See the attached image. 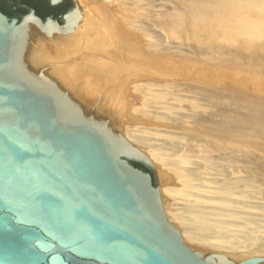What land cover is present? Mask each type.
I'll return each instance as SVG.
<instances>
[{
  "label": "bare ground",
  "instance_id": "obj_1",
  "mask_svg": "<svg viewBox=\"0 0 264 264\" xmlns=\"http://www.w3.org/2000/svg\"><path fill=\"white\" fill-rule=\"evenodd\" d=\"M74 1L79 16L69 33L28 22L25 61L30 69L56 84L84 115L108 126L95 114L129 122L121 127L125 137L143 149L159 172L169 175L170 184L158 186L164 213L187 245L202 253L218 249L227 255L250 246L255 230L264 229V198L257 194L254 172L238 155L221 154L204 144L185 150L176 129L197 117L212 121L225 110L230 115L237 102L235 89L225 84L215 92L209 77L203 85L181 75L167 79L164 68L156 64L154 70L148 57L155 55L159 64L166 55L187 63L199 58L210 69L216 62L243 61L237 41L256 42L264 36V0H115L111 7L101 0H80L86 10ZM262 44L255 48L264 61ZM102 98L106 107L116 105L115 115L104 106L86 113L78 103L93 107ZM211 99L221 101V111L206 106ZM239 104L246 107L235 109L237 117L263 128L264 139V98ZM173 197L182 199L186 210L177 209L184 208L183 202L175 208ZM246 256L233 260L263 255Z\"/></svg>",
  "mask_w": 264,
  "mask_h": 264
},
{
  "label": "water",
  "instance_id": "obj_2",
  "mask_svg": "<svg viewBox=\"0 0 264 264\" xmlns=\"http://www.w3.org/2000/svg\"><path fill=\"white\" fill-rule=\"evenodd\" d=\"M70 6L62 24L31 8L18 21L0 12V264L264 263L187 245L143 149L33 73L28 22L74 30L78 5L61 7Z\"/></svg>",
  "mask_w": 264,
  "mask_h": 264
},
{
  "label": "rangeland",
  "instance_id": "obj_3",
  "mask_svg": "<svg viewBox=\"0 0 264 264\" xmlns=\"http://www.w3.org/2000/svg\"><path fill=\"white\" fill-rule=\"evenodd\" d=\"M78 2L81 5V7L84 10H86L85 5L80 0H78ZM101 2L110 6V5H114L116 1L101 0ZM237 42H238L237 46H241L240 51L242 53L241 56L243 61L231 60V61H224L221 63L216 62L215 64H213L211 69L206 66V63L203 62L202 59L199 58H195L193 59L192 62L187 63L186 61H183L178 57H173L172 55H166L165 57L161 58L160 64L158 62L156 63L155 55L151 54L148 57V59L152 60L153 65L155 66L154 70H156L155 69L156 64L158 66L161 65L164 68L163 70L164 73L162 74L167 79H176L178 78L176 77L177 75H181L180 77L183 76V78L184 79L186 78L187 81L197 82L203 85L204 81L205 80L207 81L209 77L212 80V85L210 86V89H212L213 91L216 92L218 91L219 87L227 84V86L230 85L235 89L236 96H233V101H237L239 103L240 102L245 103V101L247 100V102L249 103L256 104L257 102L262 101V99L264 98V61L257 57L259 55V51H258L259 47L257 48L255 47L259 46V44H262V42H263L262 45H264V36L257 39L256 42H246L242 40H238ZM36 53L37 50H35V52H32V54H36ZM251 53H254V57L251 55ZM256 53H258V55ZM139 56L140 55L137 52L136 57L140 58ZM238 64L240 67H238ZM236 67L239 68L240 70L236 69ZM206 87L204 88V90H208ZM196 97L203 101V99L200 96L196 95ZM105 99L102 98L98 100L96 105H94L93 107H86L83 103L81 102L78 103L81 105L83 111L86 113L92 112L94 107L100 109L101 107L104 106L105 109L114 110L112 112L115 115L116 105L114 104L106 107L107 104H105ZM237 102L234 103L233 109L230 108L231 109L230 115H228V113L225 110V114L221 113L220 115V113L218 114L216 113L214 115L215 118L212 121H209V119H206V117L204 118L197 117L189 122H186L185 124H181L180 126H177L176 129H178L181 135L185 150L190 151L193 145L200 143V144H204L207 147H210L214 151L220 152L221 154L224 153L225 155H233V156L238 155L239 161L243 165H245V167H247L246 169L254 172L253 178L256 185L257 194L264 198V143H263L264 139L262 138L263 128H259L258 126L255 127L254 125H251V123H249L244 118L242 119L238 118L237 116L239 114L235 109L240 108L239 111H241L243 108L245 109L246 106L242 108V106ZM220 103L221 101L219 99H217L216 101L211 99L210 101H208L206 106H209V108L213 112H216L215 110L217 109H220L221 111L222 109L220 108ZM85 108H87L88 110ZM95 115L102 116L105 120L108 121L109 126L114 131L118 132L124 138H126L123 132L121 131V127L124 124L129 123L126 119L121 117L120 119L116 118V120H113L108 114L106 113L102 114V112H100V114H95ZM119 116L120 113L117 114V117ZM218 117L226 118L225 122H228L227 123L228 125L227 124L224 125V123L220 121ZM135 121L136 123L153 127V124L151 122L141 123L138 119H136ZM259 138H262V140L259 141ZM154 170H155L158 186L164 184H170L169 175L167 173L164 172L161 173L162 171L159 172V170L156 169L155 167ZM171 201L173 202L172 205L175 204V208H177V206L181 207V202H183L181 208L184 207L185 209L184 208L180 209L179 207L177 209L181 211L186 210L187 206L183 205L185 203L184 201H182V199H179L178 197H176L175 199L173 197ZM166 202L167 203L170 202L169 199H167ZM252 236H253L252 239L253 242L250 244V246H245L243 248H236L233 251L232 250L229 251L233 255L232 254L227 255L225 253H222L218 249L212 252L222 253L232 259H237L243 257L244 255L249 256L250 254L251 255L258 254L264 256V254H259L262 253L260 250L264 251V229L260 228L258 230H255Z\"/></svg>",
  "mask_w": 264,
  "mask_h": 264
},
{
  "label": "flooded vegetation",
  "instance_id": "obj_4",
  "mask_svg": "<svg viewBox=\"0 0 264 264\" xmlns=\"http://www.w3.org/2000/svg\"><path fill=\"white\" fill-rule=\"evenodd\" d=\"M63 2L64 0H0V12L7 17H15L18 21L21 15L27 14L28 8H31L38 17L42 19L50 17L62 24L63 15L74 5L73 3L72 6L64 9L61 7Z\"/></svg>",
  "mask_w": 264,
  "mask_h": 264
}]
</instances>
